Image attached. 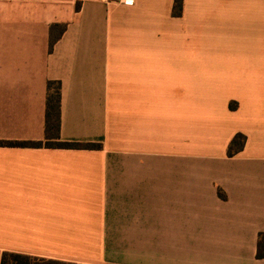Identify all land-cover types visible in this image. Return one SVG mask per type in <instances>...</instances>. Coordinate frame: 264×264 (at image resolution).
I'll return each instance as SVG.
<instances>
[{"label":"crops","instance_id":"1","mask_svg":"<svg viewBox=\"0 0 264 264\" xmlns=\"http://www.w3.org/2000/svg\"><path fill=\"white\" fill-rule=\"evenodd\" d=\"M174 2L0 0V139L102 145H0V257L264 264V0Z\"/></svg>","mask_w":264,"mask_h":264},{"label":"trees","instance_id":"2","mask_svg":"<svg viewBox=\"0 0 264 264\" xmlns=\"http://www.w3.org/2000/svg\"><path fill=\"white\" fill-rule=\"evenodd\" d=\"M183 0H175L174 12L182 9ZM66 23H52L50 25V42L49 47L52 49L54 43L62 36L66 30ZM60 99H61V83L57 80H49L47 83L46 96V140L42 141H14L0 139V145H31L41 146L46 145L50 147L63 148H81V147H96L100 148L101 144L79 143L71 141H63L60 139ZM246 136L242 133H237L231 140L228 146V153L233 155L244 146ZM258 257H264V232L258 236ZM0 264H86L77 263L73 261L61 260L56 258H49L37 255H30L26 253L5 250L0 257Z\"/></svg>","mask_w":264,"mask_h":264},{"label":"built area","instance_id":"3","mask_svg":"<svg viewBox=\"0 0 264 264\" xmlns=\"http://www.w3.org/2000/svg\"><path fill=\"white\" fill-rule=\"evenodd\" d=\"M120 1H125V2H129V1H131V0H120Z\"/></svg>","mask_w":264,"mask_h":264}]
</instances>
